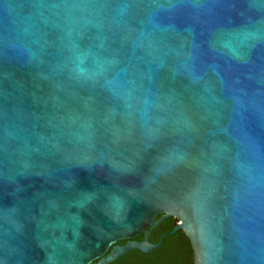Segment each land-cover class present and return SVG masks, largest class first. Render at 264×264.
<instances>
[{
	"label": "water",
	"instance_id": "95a60500",
	"mask_svg": "<svg viewBox=\"0 0 264 264\" xmlns=\"http://www.w3.org/2000/svg\"><path fill=\"white\" fill-rule=\"evenodd\" d=\"M167 218L264 264V0H0V264L150 255Z\"/></svg>",
	"mask_w": 264,
	"mask_h": 264
},
{
	"label": "trees",
	"instance_id": "16d2710c",
	"mask_svg": "<svg viewBox=\"0 0 264 264\" xmlns=\"http://www.w3.org/2000/svg\"><path fill=\"white\" fill-rule=\"evenodd\" d=\"M175 219L167 218L151 230L149 240L157 242L163 236L160 245L150 255H144L140 251H130L125 256L110 264H193V251L188 238L181 232L176 231L172 235L167 233L174 226ZM142 234L134 239L141 240ZM125 240H120L122 244Z\"/></svg>",
	"mask_w": 264,
	"mask_h": 264
},
{
	"label": "flooded vegetation",
	"instance_id": "af4514ba",
	"mask_svg": "<svg viewBox=\"0 0 264 264\" xmlns=\"http://www.w3.org/2000/svg\"><path fill=\"white\" fill-rule=\"evenodd\" d=\"M150 235H151V232H150Z\"/></svg>",
	"mask_w": 264,
	"mask_h": 264
}]
</instances>
